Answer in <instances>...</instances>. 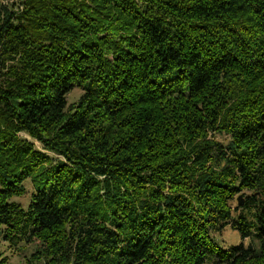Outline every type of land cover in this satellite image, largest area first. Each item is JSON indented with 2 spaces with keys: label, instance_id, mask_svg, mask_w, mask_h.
Masks as SVG:
<instances>
[{
  "label": "trees",
  "instance_id": "16d2710c",
  "mask_svg": "<svg viewBox=\"0 0 264 264\" xmlns=\"http://www.w3.org/2000/svg\"><path fill=\"white\" fill-rule=\"evenodd\" d=\"M228 225L250 243L221 248ZM0 238L264 264V0H0Z\"/></svg>",
  "mask_w": 264,
  "mask_h": 264
},
{
  "label": "rangeland",
  "instance_id": "374dc122",
  "mask_svg": "<svg viewBox=\"0 0 264 264\" xmlns=\"http://www.w3.org/2000/svg\"><path fill=\"white\" fill-rule=\"evenodd\" d=\"M81 93H82L81 90L74 89L67 96L68 103L71 104L76 102L80 97ZM216 139L224 142L228 141V138H222L219 136H216ZM26 187L28 192L31 191L30 190L31 185L29 183L26 184ZM25 196H22L20 198H15V200L20 201L21 204H25L28 198L27 193L25 194ZM238 196H242V198L244 199L246 193L241 192L234 197V200L231 202L232 209L240 208L236 201V197ZM214 237L216 238V242L218 243V245L223 249H228L232 246L238 245L241 242H243L245 245L250 243L249 239L242 240L240 234L236 231H233L229 225L223 228L222 230H220L219 232L214 233ZM38 244L39 243L36 241L30 245H21L20 247L14 248L9 246L7 242L3 241L0 238V264H46L44 260H41L39 262L34 258H32V254L34 253L35 248ZM205 264H209V263H205Z\"/></svg>",
  "mask_w": 264,
  "mask_h": 264
},
{
  "label": "water",
  "instance_id": "95a60500",
  "mask_svg": "<svg viewBox=\"0 0 264 264\" xmlns=\"http://www.w3.org/2000/svg\"><path fill=\"white\" fill-rule=\"evenodd\" d=\"M237 204H238L239 206H241V205L243 204V198H242V196H238V197H237Z\"/></svg>",
  "mask_w": 264,
  "mask_h": 264
}]
</instances>
